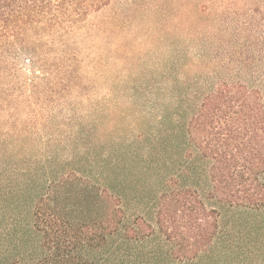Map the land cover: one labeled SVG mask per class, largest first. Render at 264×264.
I'll list each match as a JSON object with an SVG mask.
<instances>
[{
  "label": "trees",
  "instance_id": "trees-1",
  "mask_svg": "<svg viewBox=\"0 0 264 264\" xmlns=\"http://www.w3.org/2000/svg\"><path fill=\"white\" fill-rule=\"evenodd\" d=\"M110 1L0 0V128L12 130L0 133V264H136L123 245L110 241L122 235L136 242L153 232L143 221L125 224L120 197L100 188L93 167L80 168L76 155L89 153L87 124L72 122L71 116L56 121L52 111L39 114L42 101L53 94L65 97L73 87L75 95L87 96L80 92L92 88L90 61L72 37ZM219 24L215 56L206 62L203 55L201 61L216 66L212 73L182 87L143 86L133 92L145 99L167 96L179 116L188 114L177 127L187 137L188 155L196 150L208 161L211 196L232 208L259 210L264 207V69L258 66L264 61V22ZM20 56L31 76L15 82ZM41 82L46 88L37 90ZM22 84L29 89L23 91ZM33 104L41 109H27ZM24 110L30 119L17 115ZM41 125L53 127L44 141L33 131ZM35 143L55 148L28 152ZM157 201L155 226L168 243L163 256L170 264H212L205 259L214 255L216 209L190 187L165 188Z\"/></svg>",
  "mask_w": 264,
  "mask_h": 264
},
{
  "label": "rangeland",
  "instance_id": "rangeland-1",
  "mask_svg": "<svg viewBox=\"0 0 264 264\" xmlns=\"http://www.w3.org/2000/svg\"><path fill=\"white\" fill-rule=\"evenodd\" d=\"M262 17L264 0L230 4L226 0H111L72 37L81 55L90 61L87 68L92 88L80 92L87 96L75 95L73 87L65 97L53 94L39 103L45 107L39 114L45 117L52 111L56 121L71 116L72 122L78 119L87 124L84 140L90 142L89 153L76 155L81 156L77 162L80 168L87 164L93 167L99 173L100 188L120 197L125 224L136 227L143 221L153 227L152 234L136 242L122 235L110 241V245H123L136 264H170L163 256L168 243L155 226V212L159 193L175 186L194 189L206 206L218 213L214 255L207 256L205 262L264 264V207L243 211L211 196L208 161L196 150L188 155L187 137L179 129L188 114L179 116L175 101L167 96L145 99L133 92L143 86L182 87L194 76L212 73L216 66L204 63L215 56V27L223 21L224 27H229V21L233 26L247 19L264 22ZM223 33L221 29L219 35ZM203 55L206 62H201ZM258 66L264 69V61ZM16 67L15 82L31 76L23 56L18 57ZM246 82L261 85L258 80ZM44 84L41 82L37 90L46 88ZM28 89L29 85L22 84L23 91ZM262 92L264 97V86ZM40 105L27 109H41ZM26 110L17 115L30 119L32 115ZM64 129L62 125L60 132ZM52 130L41 125L33 131L44 141L53 135ZM10 131L0 128V133ZM31 146V153L38 148L42 152L55 148L41 143ZM89 156L99 167L88 162Z\"/></svg>",
  "mask_w": 264,
  "mask_h": 264
}]
</instances>
